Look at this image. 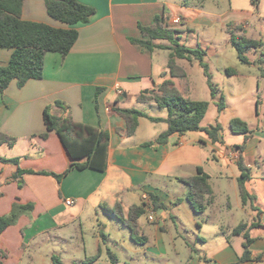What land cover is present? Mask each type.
Returning a JSON list of instances; mask_svg holds the SVG:
<instances>
[{"label":"crops","instance_id":"crops-1","mask_svg":"<svg viewBox=\"0 0 264 264\" xmlns=\"http://www.w3.org/2000/svg\"><path fill=\"white\" fill-rule=\"evenodd\" d=\"M79 1L96 12L90 22L76 25L79 36L71 51L66 56L46 53L42 78L23 86L14 79L4 92L0 90V133L13 138L12 144L0 145V216L10 213L15 202L34 205L0 235V249L7 253L4 264H264V195L256 184L264 188V149L258 144L223 145V128L215 143L202 131L175 133L166 143H154L168 128L166 121L141 116L136 132L128 135L126 119L116 110L136 108L167 118V108L139 97L145 90L158 93L169 79L186 97L201 100L190 81L199 61L177 58L186 75L173 77L167 66L172 42L155 40L153 49L144 48L132 41L143 37L141 25L153 26L159 18L181 44L203 49L206 62L210 56L220 62L219 46L223 41L232 44V31L237 35L247 29L250 11L228 9L220 0L213 5L207 0ZM22 17L64 26L48 14L45 0H25ZM176 17L180 23L174 22ZM215 26L226 28L224 40L211 34ZM11 54L12 49L0 48V65L7 64ZM227 74L236 75L235 70ZM214 100L203 127L222 126L220 114L228 99L222 111ZM212 103L219 110L214 121L208 118ZM46 107L58 116L67 109L74 121L108 132L99 163L103 169L75 168L57 179L54 173H63L72 158L56 131L47 130ZM236 115L232 118L240 117ZM243 120L247 122L246 117ZM250 129L249 141L264 136L260 120L257 130ZM86 158L83 154L79 161ZM240 161L250 169L245 203L238 182ZM199 167L210 175L212 187L202 212L192 205L189 185L181 180L196 175ZM117 204L125 218L131 208H144L136 220L140 240L109 210ZM151 212L154 220L149 219ZM240 224L246 229L236 232ZM245 231L252 239L248 259H242ZM110 251L116 260L101 262ZM94 255L99 256L94 262H85Z\"/></svg>","mask_w":264,"mask_h":264},{"label":"trees","instance_id":"trees-1","mask_svg":"<svg viewBox=\"0 0 264 264\" xmlns=\"http://www.w3.org/2000/svg\"><path fill=\"white\" fill-rule=\"evenodd\" d=\"M25 0H0V48L12 49L10 60L5 65H0V90L4 92L10 83L16 79L19 86H23L30 79H40L43 76L45 55L48 52H60L66 56L76 43L79 31L77 24L88 23L91 21L96 10L94 7L84 4L79 0H45L48 14L63 23L64 26L56 27L45 22L26 20L22 17V9ZM260 0H252L255 6L259 5ZM143 37L133 38L132 41L140 44L144 48L153 49L157 46L155 40H170L172 42L168 68L173 77H184L186 71L180 66L176 59L183 58L188 61H199L208 79L213 98H218V107L222 111L226 108L225 96L220 92L219 86L213 82L212 72L209 64L205 61V51L201 48H191L181 44L174 37L172 31L163 26L159 18L153 26H140ZM231 42L238 51V56L243 63L250 64L251 61L246 53L252 49H257L262 45V41L237 36L231 33ZM229 73L233 72L228 68ZM140 100L152 99L159 107L167 108L168 117H151L145 112L136 108H116V110L126 119L127 134L133 135L139 125V118L147 116L153 121H166L168 128L163 131L154 143H166L169 137L175 133L184 134L189 131H202L215 143L219 142V133L222 130L220 123L211 124L203 127L202 119L206 115L210 102L208 100H195L186 97L174 84L173 80L164 81L159 92L153 95L142 93ZM259 102V101H258ZM66 111L58 116L49 112V108L44 110V121L48 131H56L62 144L68 151L72 162L68 168L60 174L54 175L59 181L71 170L86 167L103 169L99 165L103 158L109 139L108 132L84 123L76 122L70 113ZM232 132L244 134L246 138L251 136L252 130L248 123L240 117H234L230 121ZM48 133H43L46 137ZM8 142L12 144L13 138L7 134L0 133V145ZM147 142L145 144H151ZM86 156L85 161H79L81 156ZM241 175L238 177L240 193L243 202H247L250 193L246 187V182L250 178V169L242 161L239 163ZM18 173H21L20 171ZM15 177L18 176L14 175ZM189 185L188 198L198 212L206 209L208 204L207 195L211 194L210 175L201 167L198 168L196 175L182 178ZM157 204V198L154 197ZM33 203L13 204L10 213L0 216V235L9 226L15 224L25 212L33 210ZM125 224L132 229V236L135 240H140L136 232V220L145 212L143 207H133L130 209L129 217L125 218L120 204L115 207H108ZM240 229L245 230L246 225L240 224L236 232ZM246 242L244 243V253L242 259L250 257V243L252 241L248 231L244 232ZM141 240H145L141 238ZM113 261L116 260L113 253L109 252ZM7 253L0 249V264H4L3 258ZM99 256L94 255L87 261H95Z\"/></svg>","mask_w":264,"mask_h":264},{"label":"rangeland","instance_id":"rangeland-1","mask_svg":"<svg viewBox=\"0 0 264 264\" xmlns=\"http://www.w3.org/2000/svg\"><path fill=\"white\" fill-rule=\"evenodd\" d=\"M220 4L228 9H240L246 11L248 18L245 19L248 27L245 30L236 31L237 36H246L262 41V45L257 49H252L246 53L251 63H243L239 56L237 49L228 42L223 41L219 49L223 51V57L220 62L214 56L207 57V62L213 72V82L218 84L221 92L226 97L227 109L221 116V123L223 128L224 143L223 145L230 148L235 146L240 147H254L256 144L264 149V136L257 137L249 141L244 134L232 132L230 128V119L234 114L240 116L242 119L246 117L249 126L257 130V125L260 120V130L264 132V0H260L259 5L252 4V0H220ZM208 5H213L214 0H207ZM250 14V15H249ZM233 16V15H232ZM236 18V17H235ZM236 20L237 19H232ZM211 31L214 38L224 40L226 38V28L215 26ZM175 36V31H172ZM229 36V34H228ZM229 38V37H228ZM220 44V42H219ZM204 49L208 51L205 47ZM232 68L236 75L229 76L226 69ZM170 78V77H168ZM179 86V80L174 79ZM191 83L195 84L196 91L194 93L197 98L212 102L211 90L203 68L196 64L192 69ZM257 101H259L257 103ZM214 102L218 104L215 100ZM219 110L215 104L212 103L208 118L213 121L218 117ZM214 118V119H213ZM260 140V142H258ZM235 167V166H234ZM258 188L261 190L260 194L264 195V188L260 182H256ZM263 188V189H262ZM112 251V245H110ZM64 259L63 257H59ZM110 256L105 253L101 262L110 261Z\"/></svg>","mask_w":264,"mask_h":264},{"label":"built area","instance_id":"built-area-1","mask_svg":"<svg viewBox=\"0 0 264 264\" xmlns=\"http://www.w3.org/2000/svg\"><path fill=\"white\" fill-rule=\"evenodd\" d=\"M180 21H181V20H180L179 17H176V18L174 19V22H175V23H180ZM120 92H121V91H120ZM66 202H67L68 204H72V203H74L73 200H67ZM149 219H150V220H154V214H153V212L150 213V215H149Z\"/></svg>","mask_w":264,"mask_h":264},{"label":"water","instance_id":"water-1","mask_svg":"<svg viewBox=\"0 0 264 264\" xmlns=\"http://www.w3.org/2000/svg\"><path fill=\"white\" fill-rule=\"evenodd\" d=\"M144 93H145V94H146V93H153V91H152V90H145ZM215 264H217V263H215Z\"/></svg>","mask_w":264,"mask_h":264}]
</instances>
